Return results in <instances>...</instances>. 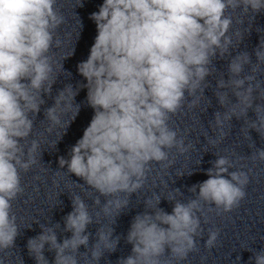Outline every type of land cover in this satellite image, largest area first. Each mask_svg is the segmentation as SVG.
<instances>
[{
  "label": "clouds",
  "instance_id": "1",
  "mask_svg": "<svg viewBox=\"0 0 264 264\" xmlns=\"http://www.w3.org/2000/svg\"><path fill=\"white\" fill-rule=\"evenodd\" d=\"M57 4L58 0H0V264H11L10 250L21 234L13 202L24 193L21 172L38 164L41 140L29 138L45 96L53 99L43 111L51 132L61 124L63 113L73 109L79 113L82 104L75 98L86 89L84 104L92 109V118L67 158H58L59 169L66 168L101 196L116 197L104 204L106 215L113 206L126 208L130 199L121 200L119 194L130 198L141 190L153 162L168 168L173 163L168 150L175 148L183 155L193 147L178 138L168 121L186 97L192 98L189 109L200 104L210 86L206 78L216 73L213 61L231 55L233 38L228 33L233 17L226 12H264V0H102L89 14L96 30L93 43L86 59L76 66L83 80L66 83L53 96L59 80L53 50L61 46L56 33L65 23ZM254 54L256 63L247 51L232 56L227 65L229 78L225 80L223 73L217 80L214 94L226 111H217L210 125L219 139L204 133L209 144L216 145L228 135L225 126L231 127L233 117L244 118L248 134L253 129L264 139V80L257 78L264 73L261 40ZM246 65H250L248 74ZM59 67L63 70L62 63ZM229 93L237 98L236 103ZM256 100L261 102L254 104ZM249 109L255 113L254 120L247 116ZM216 156L206 170L208 178L188 189L194 198L183 202L169 193L166 199L174 202L171 213L159 207V194L144 199L146 211L133 218L126 236L131 254L119 264H162L166 249L176 261H184L198 251L196 237L203 229L197 213L203 204L214 205L217 214L239 206L246 197L249 175L243 170L229 171L235 164L228 155ZM251 159L264 162V149ZM58 183L54 178L53 184ZM173 192L183 195L179 189ZM71 201L73 210L64 217L63 228L71 233L70 238L58 242L60 224L56 223L54 227L40 224L42 232L27 240L28 254L36 264H49L46 245L55 253L53 264H99L105 252L116 250L119 237L113 238L112 227L105 231L100 226L89 247L87 226L98 221L79 195ZM95 203H101L99 196ZM218 238L219 229L209 231L205 248H215ZM81 246L86 249L83 253ZM240 260L236 256L235 264ZM249 264H264V249L253 252Z\"/></svg>",
  "mask_w": 264,
  "mask_h": 264
}]
</instances>
